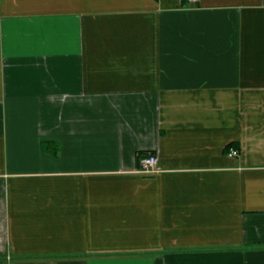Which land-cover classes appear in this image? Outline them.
I'll list each match as a JSON object with an SVG mask.
<instances>
[{"label":"crops","instance_id":"1","mask_svg":"<svg viewBox=\"0 0 264 264\" xmlns=\"http://www.w3.org/2000/svg\"><path fill=\"white\" fill-rule=\"evenodd\" d=\"M0 264H264V0H0Z\"/></svg>","mask_w":264,"mask_h":264},{"label":"built area","instance_id":"2","mask_svg":"<svg viewBox=\"0 0 264 264\" xmlns=\"http://www.w3.org/2000/svg\"><path fill=\"white\" fill-rule=\"evenodd\" d=\"M230 153L232 155L237 154L236 150H231ZM156 164V156L153 154H149L147 156H143L140 159V169L144 172H150L154 168Z\"/></svg>","mask_w":264,"mask_h":264},{"label":"trees","instance_id":"3","mask_svg":"<svg viewBox=\"0 0 264 264\" xmlns=\"http://www.w3.org/2000/svg\"><path fill=\"white\" fill-rule=\"evenodd\" d=\"M230 145H232V144H229L228 146H230Z\"/></svg>","mask_w":264,"mask_h":264}]
</instances>
